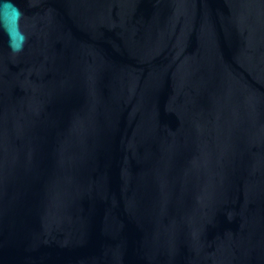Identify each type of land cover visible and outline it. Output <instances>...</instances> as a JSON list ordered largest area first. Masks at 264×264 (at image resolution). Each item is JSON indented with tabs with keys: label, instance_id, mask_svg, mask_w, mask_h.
I'll list each match as a JSON object with an SVG mask.
<instances>
[{
	"label": "water",
	"instance_id": "1",
	"mask_svg": "<svg viewBox=\"0 0 264 264\" xmlns=\"http://www.w3.org/2000/svg\"><path fill=\"white\" fill-rule=\"evenodd\" d=\"M15 3L0 264H264V0Z\"/></svg>",
	"mask_w": 264,
	"mask_h": 264
},
{
	"label": "clouds",
	"instance_id": "2",
	"mask_svg": "<svg viewBox=\"0 0 264 264\" xmlns=\"http://www.w3.org/2000/svg\"><path fill=\"white\" fill-rule=\"evenodd\" d=\"M23 12L15 0H0V32L8 37V47L16 55L23 52L27 34L21 27Z\"/></svg>",
	"mask_w": 264,
	"mask_h": 264
}]
</instances>
